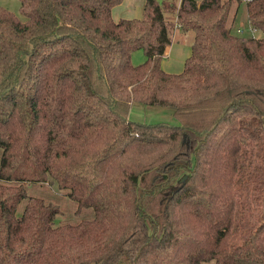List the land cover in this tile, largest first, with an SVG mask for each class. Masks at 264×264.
Here are the masks:
<instances>
[{
  "label": "trees",
  "instance_id": "obj_1",
  "mask_svg": "<svg viewBox=\"0 0 264 264\" xmlns=\"http://www.w3.org/2000/svg\"><path fill=\"white\" fill-rule=\"evenodd\" d=\"M19 1L22 18L0 7V264H264V0H146L118 21L124 0ZM244 2L260 36L232 29ZM174 24L194 34L180 73L162 66ZM28 183L94 217L57 224Z\"/></svg>",
  "mask_w": 264,
  "mask_h": 264
},
{
  "label": "rangeland",
  "instance_id": "obj_2",
  "mask_svg": "<svg viewBox=\"0 0 264 264\" xmlns=\"http://www.w3.org/2000/svg\"><path fill=\"white\" fill-rule=\"evenodd\" d=\"M18 1V0H17ZM15 1L16 7L9 6L8 9L14 11L19 17H23L20 13L19 8V1ZM181 0H167V3H175V6L178 8L179 3ZM236 5H232V13L236 11ZM176 10H170L168 8L165 9V15L171 22L177 21ZM231 13V14H232ZM232 16V15H231ZM234 18V15H233ZM183 32L179 25L174 24L171 33L176 29ZM237 28H241L246 34L252 33L253 30L249 25L248 17H247V10L245 2L240 4L239 9L237 10V15L235 21L232 23V29L234 32H237ZM176 34V31L174 32ZM254 35L260 36L261 33L255 31ZM187 38L182 41V43L192 44L194 34L192 32H187ZM192 36V37H191ZM178 38V37H177ZM191 38V39H190ZM146 60V55L143 50H137L132 55V62L137 65ZM130 117L134 121H142L147 123H155V122H170V123H177L174 115L173 109L171 107H164V106H157V105H143L134 103L130 112ZM3 149L0 147V166L2 160ZM27 190L29 195L38 196L46 200L48 203H52L57 205L60 209V213L56 218L57 224H66L72 223L77 224L85 219H91L94 217V209L93 208H86L80 207V204L75 198H72L70 194L66 191H61L58 189L57 185L49 184V183H28ZM27 203V199H24L19 206V212L21 213ZM203 264H215L214 261L212 262H205Z\"/></svg>",
  "mask_w": 264,
  "mask_h": 264
},
{
  "label": "crops",
  "instance_id": "obj_3",
  "mask_svg": "<svg viewBox=\"0 0 264 264\" xmlns=\"http://www.w3.org/2000/svg\"><path fill=\"white\" fill-rule=\"evenodd\" d=\"M15 1L17 0H0V7L8 9L9 6L11 7L12 3L13 6L16 7V4H14ZM145 1L146 0H124L120 5L114 7V19L118 21L121 18H141L143 15ZM18 3L20 4V1ZM175 31L176 34L174 33ZM175 31L169 40L167 51L164 59L162 60V66L168 73H180L184 68L186 59L192 52V44L182 43L184 38H187L188 34L182 33L178 28Z\"/></svg>",
  "mask_w": 264,
  "mask_h": 264
},
{
  "label": "built area",
  "instance_id": "obj_4",
  "mask_svg": "<svg viewBox=\"0 0 264 264\" xmlns=\"http://www.w3.org/2000/svg\"><path fill=\"white\" fill-rule=\"evenodd\" d=\"M245 1H248V0H245ZM253 30V29H252ZM237 32H239V33H243L244 31L241 29V28H238L237 29ZM255 31L253 30V32H252V34L254 35L255 33H254Z\"/></svg>",
  "mask_w": 264,
  "mask_h": 264
}]
</instances>
